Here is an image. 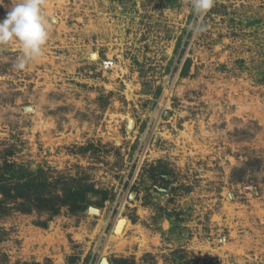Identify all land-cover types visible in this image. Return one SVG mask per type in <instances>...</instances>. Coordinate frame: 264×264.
<instances>
[{
  "label": "rangeland",
  "instance_id": "obj_1",
  "mask_svg": "<svg viewBox=\"0 0 264 264\" xmlns=\"http://www.w3.org/2000/svg\"><path fill=\"white\" fill-rule=\"evenodd\" d=\"M42 11V59L0 48V264H264V0Z\"/></svg>",
  "mask_w": 264,
  "mask_h": 264
},
{
  "label": "clouds",
  "instance_id": "obj_2",
  "mask_svg": "<svg viewBox=\"0 0 264 264\" xmlns=\"http://www.w3.org/2000/svg\"><path fill=\"white\" fill-rule=\"evenodd\" d=\"M43 0H9V10L0 19V48L18 45L20 55L13 67L25 70L45 56L50 23L42 11ZM197 17L202 18L214 6V0H190ZM4 0H0L3 7ZM198 31L199 27L194 26Z\"/></svg>",
  "mask_w": 264,
  "mask_h": 264
},
{
  "label": "built area",
  "instance_id": "obj_3",
  "mask_svg": "<svg viewBox=\"0 0 264 264\" xmlns=\"http://www.w3.org/2000/svg\"><path fill=\"white\" fill-rule=\"evenodd\" d=\"M101 68L103 70H111L114 68V61L112 59H106L102 61Z\"/></svg>",
  "mask_w": 264,
  "mask_h": 264
},
{
  "label": "water",
  "instance_id": "obj_4",
  "mask_svg": "<svg viewBox=\"0 0 264 264\" xmlns=\"http://www.w3.org/2000/svg\"><path fill=\"white\" fill-rule=\"evenodd\" d=\"M100 213V210L99 209H96V208H89V214H92V213ZM99 264H109L108 260L106 258H102L99 262Z\"/></svg>",
  "mask_w": 264,
  "mask_h": 264
},
{
  "label": "trees",
  "instance_id": "obj_5",
  "mask_svg": "<svg viewBox=\"0 0 264 264\" xmlns=\"http://www.w3.org/2000/svg\"><path fill=\"white\" fill-rule=\"evenodd\" d=\"M74 204H75V201H74ZM44 208H45V210H48V211H53V212L56 211V210H55V207L53 208V205H51V206H49V207H48V205H45Z\"/></svg>",
  "mask_w": 264,
  "mask_h": 264
},
{
  "label": "bare ground",
  "instance_id": "obj_6",
  "mask_svg": "<svg viewBox=\"0 0 264 264\" xmlns=\"http://www.w3.org/2000/svg\"><path fill=\"white\" fill-rule=\"evenodd\" d=\"M93 57L96 58V55H94ZM95 212H96V211H95ZM92 214H96V215H98L99 213L96 212V213H92Z\"/></svg>",
  "mask_w": 264,
  "mask_h": 264
}]
</instances>
